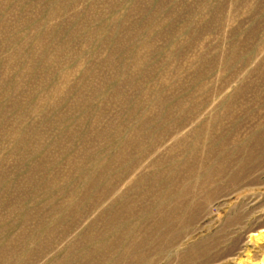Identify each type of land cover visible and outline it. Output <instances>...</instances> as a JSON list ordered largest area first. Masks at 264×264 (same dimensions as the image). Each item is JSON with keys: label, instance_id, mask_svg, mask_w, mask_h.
I'll use <instances>...</instances> for the list:
<instances>
[{"label": "rangeland", "instance_id": "374dc122", "mask_svg": "<svg viewBox=\"0 0 264 264\" xmlns=\"http://www.w3.org/2000/svg\"><path fill=\"white\" fill-rule=\"evenodd\" d=\"M0 264H264V0H0Z\"/></svg>", "mask_w": 264, "mask_h": 264}]
</instances>
